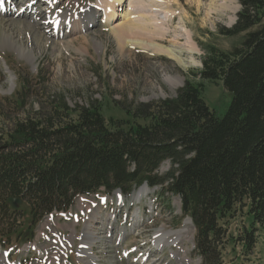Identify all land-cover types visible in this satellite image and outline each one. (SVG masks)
I'll use <instances>...</instances> for the list:
<instances>
[{"label":"trees","instance_id":"16d2710c","mask_svg":"<svg viewBox=\"0 0 264 264\" xmlns=\"http://www.w3.org/2000/svg\"><path fill=\"white\" fill-rule=\"evenodd\" d=\"M239 2L236 23L221 32L242 34L240 46L200 43L196 74L233 94L223 116L207 105L204 83L186 77L175 96L122 108L124 119H106L97 101L72 108L60 98L0 133L1 246L27 244L46 215L68 211L79 194L147 182L180 196L202 264H224L229 246L234 264L236 244L252 253L264 226V0ZM165 160L171 168L159 175ZM237 216L238 241L227 233Z\"/></svg>","mask_w":264,"mask_h":264},{"label":"rangeland","instance_id":"374dc122","mask_svg":"<svg viewBox=\"0 0 264 264\" xmlns=\"http://www.w3.org/2000/svg\"><path fill=\"white\" fill-rule=\"evenodd\" d=\"M23 1L27 2L5 0L7 9L0 13V42H3L0 44V133L6 127L11 128L13 121L25 119L31 112L51 111L60 98L72 108L97 101L106 119H124L123 109L175 96L186 77L204 83L203 97L211 110L223 116L229 109L233 94L221 82L202 80L196 73L202 68L206 54L200 43H212L224 50L240 46L242 34L230 37L221 32L235 24L236 13L241 9L239 0H122L121 5L115 3L113 9L117 7L118 13L129 11L131 17L121 16L108 24L102 21L109 10L108 7L106 11L104 5L107 0H57L53 6L40 0L29 8ZM93 5H97L99 11L95 22L88 25L89 19L84 15ZM47 8L51 11L49 15L70 12L71 17L78 16L76 22L84 23L88 28L67 37L54 36L39 15H45ZM125 22L147 27L138 30L139 34L130 32L127 39L153 43L156 49L126 42L119 45L116 40V33H119L114 27L118 29ZM171 48L191 63L175 61L168 53ZM21 49L27 50V57L20 55ZM167 76L171 79L180 77L182 82L173 89ZM170 168L164 163L159 168V175ZM161 189L146 194L141 200L131 194L125 198L122 208L111 199L108 208L97 206L91 207L90 211L84 205L93 206V203L79 200L71 211L55 213L41 220L35 246H32L33 242L2 249L0 258L3 255V259L8 258L7 261L16 264H48L61 246V243L52 242L56 234L68 247L63 253H57L60 264H89L87 257L75 262L70 243L77 246L82 243V238L86 241V224L94 220L93 229L99 237L93 244V251L98 256V264H139L140 252L152 264H184L172 255L179 247L182 248H179L180 253L187 250L186 263L202 264L194 249L196 229L182 212L180 196L172 195L166 188ZM89 199L94 200L93 197ZM125 215L127 218L123 219ZM186 221L189 223L188 241L162 248L155 245L153 239L158 230H182ZM243 223L244 217L237 216L228 225L227 233L236 241L244 230ZM121 228L124 229L122 232ZM257 237L250 254H243L241 244H236L239 253L234 264H264V226ZM133 248L137 249L135 253L125 258L124 252ZM233 253L230 246L224 250V264L232 263ZM6 260L2 264H6Z\"/></svg>","mask_w":264,"mask_h":264},{"label":"bare ground","instance_id":"6f19581e","mask_svg":"<svg viewBox=\"0 0 264 264\" xmlns=\"http://www.w3.org/2000/svg\"><path fill=\"white\" fill-rule=\"evenodd\" d=\"M37 1H40V0H27V2H25V1H23V2H25L24 6L29 8V7H31L30 5H32L33 3H36ZM46 1H47V3L50 4V6L55 5V2H57V0H46ZM214 1H216V0H214ZM121 2H122V0H107V1H105L104 5L106 7V11H107L108 7H109V10L106 13V18H103V20H102L103 22H107V24H108L111 21L112 22L113 21H117L119 19V17H121V16L122 17H129L130 14H132V13H129V11H126L125 13L123 12L124 14L123 13H118L119 9L117 7L115 9H113V5L115 3H118L119 5H121ZM100 3H103V2H100ZM108 3H110V4H108ZM106 4H107V6H106ZM99 6H101V5L99 4L98 7ZM98 7H97V5H93L92 9L86 10L87 13L85 15L82 14V15H84L87 18V20L89 19V21H88L89 24L88 25L93 24L95 22V19H96L97 15H98V11H99ZM49 8L44 9V10H46V14L45 15H44V13H40L39 15H40L41 18H44V21L42 23L45 25V27H47V29L48 28L50 29L52 35H54V36L57 35L58 37L59 36L67 37V36H70V35L78 34V33L82 32L83 30H85L86 28H88V26L85 25L84 23L76 22V20H77L76 17H78V16H76V17L72 16L71 17L70 12L59 11V12H56L55 14L51 13L49 15V13L51 12ZM5 9H7L5 0H0V13L6 11ZM121 10H123V8ZM109 15H110V17L108 18ZM80 20H81V18H80ZM128 23L127 22H125L124 24L122 23L119 26L118 29H115V27H114V30L118 31L119 35L115 31H113V28L111 29L112 32L116 33V40H117L119 45L123 44V42L124 43L126 42V43H129L131 45H136V46L140 45V46L148 47V48H151V49H154V50L156 49V45L153 44V43L145 42V41H142V40L140 41L139 39H127V37H128L127 34L129 35L130 32L131 33H137L138 30L139 31L141 29L143 30L144 29L143 27H146V26L140 25V24H136L135 25V23H134V25H133V24H128ZM130 23H133V22L130 21ZM50 26H52V27L50 28ZM115 26H118V25L116 24ZM146 29H147V27H146ZM139 33H137V34H139ZM0 44L2 45L3 42L1 41ZM26 51L27 50H25V49H21L20 55L22 57H27ZM178 52L179 51H177L175 49H172V48L168 50V53H169L170 57L175 59V61L177 60L180 63L188 64L189 61L186 60V59H183L179 55ZM189 63H191V62H189ZM193 63H196V62L193 60ZM167 79L170 82V85H171V87L173 89L175 87H177L178 84H181V82H182V78H180V77L175 78V79H171V78H169L167 76ZM11 86L13 87L12 83H11ZM148 190H149L148 187L147 188L143 187L142 189H139L137 194H136V198H138V199L142 198L143 196L148 194ZM94 222H95L94 220H90L86 224V229H85V234H84V236L86 238V241L85 240L82 241V244L86 245L85 246L86 249L81 250V252L84 253L85 258L87 257V261H89V264H97V257H96V255L94 254V251H93V244L96 242V240L98 239L99 236L95 233V231L93 229ZM185 223H186L185 227L182 230H178V231L165 230L164 228H161V229L159 228L160 230H158L157 235L155 236V242H154L155 245H157L159 248H162L165 245H170V244L177 245L178 243L182 242V240L188 241L190 239L189 227H188L189 223L187 221ZM122 230H124V229L121 228V232H122ZM179 248L182 249L181 247H179ZM179 248H178V250L176 252H172V255L177 259V261H183L184 264H188V263H186V260H187L188 257L185 256V253H187V250L184 249V250H182L183 252L180 253L179 252ZM5 260L6 259L0 258V264H2ZM146 262H147V260H146ZM146 262H144V259L140 260L141 264H144V263L146 264ZM12 264H16V263H12Z\"/></svg>","mask_w":264,"mask_h":264},{"label":"water","instance_id":"95a60500","mask_svg":"<svg viewBox=\"0 0 264 264\" xmlns=\"http://www.w3.org/2000/svg\"><path fill=\"white\" fill-rule=\"evenodd\" d=\"M183 84L181 86H183ZM9 202L11 203V205L13 207L17 208L19 206V204L21 203V200L17 199V198H14V197H11V198H9Z\"/></svg>","mask_w":264,"mask_h":264}]
</instances>
